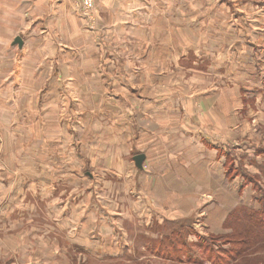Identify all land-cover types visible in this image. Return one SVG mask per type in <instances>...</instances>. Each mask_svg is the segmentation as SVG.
Here are the masks:
<instances>
[{"label": "rangeland", "instance_id": "374dc122", "mask_svg": "<svg viewBox=\"0 0 264 264\" xmlns=\"http://www.w3.org/2000/svg\"><path fill=\"white\" fill-rule=\"evenodd\" d=\"M87 1L89 4L82 11L73 0H69V8L64 1V6L69 10L72 7L79 18V28L87 29L82 32L74 26V30L61 34L63 42L85 41L75 45L77 49L72 57L63 53L60 73L68 78L58 83L53 81L57 73L47 66L46 57L34 45L35 39L29 45V38H34L36 32L18 33L22 13L17 9L18 3L8 2L12 9L7 12L12 16L13 26L0 34V53L17 36H23L31 49L16 52L17 44H14L6 58L0 57V264H25L30 257L33 261L42 253H66L76 264L77 253L120 255L103 261L88 257L86 264H178L174 259L184 260L188 256L193 260L187 264H221L216 257L225 263L226 253L219 254L218 250L229 245L224 237L216 236L228 232L225 221L221 226H207V223H221L227 212L221 200L224 198L230 204L232 201L227 188L222 187L219 202L213 195H203L202 215L188 217L193 222L195 219L203 222L200 226L191 221L143 228L127 219L125 232L119 230L116 235L117 243L93 241L92 248L84 251L71 224L90 212L94 219L100 218L97 215L108 212L104 204L120 203L121 197L126 203L129 200L125 207L131 204L132 195L125 194L131 185L126 170L131 172L135 152L129 143L124 145L122 137L127 135L128 128L121 129L125 107L120 98L125 90L119 79L117 60L122 59L139 91L147 96L167 90L205 92L206 86L217 83L221 90L229 85L235 89L233 84L239 81L250 83L264 69V0H134L131 3L126 0L121 17H110L111 22L108 18L105 22L101 20L96 0ZM105 24L106 40L102 39L110 42L108 50L104 46L100 49L99 39L90 34ZM100 60L104 63L103 70L111 75L108 95L78 96L77 88L96 87V83L75 82V78L69 77L80 73L93 76ZM63 87L75 92L76 97L69 93L73 98L70 101L66 93H60L58 98H53V93L61 92ZM247 91L241 92L242 101L238 95L237 98L217 96L216 107L223 116L228 104L235 100L237 124L241 126L237 138L249 131L254 135L250 137L254 143L262 139L264 143V114L263 118L258 115L262 107L257 105L254 110L247 107L250 100ZM69 104L73 105V111L67 110ZM236 140L235 147L244 145L245 139ZM83 152L88 156H83ZM143 168L149 170L147 164ZM249 175L252 179L244 176L237 181V187L239 183L249 184V189L237 195L240 203L235 209L245 207L258 217L264 208V179L256 171ZM212 204L214 211L206 207ZM171 231L178 234L171 235ZM208 237L213 240L209 242L213 249L209 260L207 244L198 246ZM25 253L29 258L22 257Z\"/></svg>", "mask_w": 264, "mask_h": 264}, {"label": "crops", "instance_id": "0c3cea01", "mask_svg": "<svg viewBox=\"0 0 264 264\" xmlns=\"http://www.w3.org/2000/svg\"><path fill=\"white\" fill-rule=\"evenodd\" d=\"M11 1L18 3L17 9L22 13L18 33L28 35L31 32H36L34 38H29V45L31 46V40L35 39L33 41L34 45L46 57L47 66L57 73V75L54 73L55 79L53 81L56 83L64 82L68 77L60 73L63 72L60 67L61 58L64 59L63 53H68L72 57L77 49L75 45L80 46L85 40L83 42L71 41L67 43L61 41V34L74 30V26L78 30H83L82 32L87 27L79 28V18L74 15L72 7L69 10L66 5L64 6V1H67L69 8V0H0L3 3V8H0V34H3L4 29L13 26L12 16L7 12L10 11L11 6L9 3ZM96 1L99 3L101 20L104 22L110 17H121L124 11L121 9L125 8L126 3V0H121V2L120 0ZM128 1L131 3L134 0ZM65 10H67V13H65ZM108 12L109 15L107 16ZM109 21L111 22L110 19ZM107 27V24H105L95 32H89L91 35L95 34L94 37L99 39L100 49L101 46H104L106 50L111 49L110 42H105L102 39ZM8 31L10 32V30ZM260 34H263V31H260ZM81 36H83V33H81ZM13 38L15 37L8 38L10 40L6 44L7 48L3 49L4 53H0V57L4 55L6 58L8 50L14 48ZM21 39L22 45L20 47L16 46V52H24L29 47L23 36ZM104 39L106 40V37ZM261 48L263 49L262 46ZM29 49L31 48L29 47ZM115 55L118 56L116 53ZM42 59L44 60V58ZM102 62L103 60L97 62V72L93 76L88 75V73H80L81 75L69 77L71 80L75 78V82L77 80L84 82L93 80L96 83V87L83 86L77 88L79 89L78 96L102 98L108 95V91L112 87L109 86L111 75L103 70L101 65L104 63ZM117 65H120L118 75L125 90L124 95H121L123 97L120 98L123 103L122 107H125L122 110L121 129L122 127L128 128V130H126L127 128L124 129L128 133L122 136L123 142H125L124 145L129 143L128 146L135 152L131 158L133 163L131 172L129 169H125L130 174L129 178L131 179V185L125 193L126 195H132L131 204H129L130 207H125L129 200H126V203L124 198L121 197L120 203L104 204V209L108 212H101L102 216L97 215L100 218L94 219L93 214L90 212L82 219L73 221L71 226L74 228V233L79 236V240L82 241L84 251L92 248L93 241L96 244L103 243V241L117 243L116 235L119 230L121 233L125 232L123 227L127 219H132L137 227L149 228L155 224L161 225L166 221H180L188 217L201 216V211L204 209L202 208L204 202L201 201L203 195H213V199L215 197L216 201L219 202L223 187L228 189V193L232 194L231 204L222 198L223 209L225 203L227 212H225L221 223H207V226L208 224L210 226L220 224L221 226L227 214L240 203L236 200L237 195L249 189V184L239 183L237 187V181L241 177L234 172L231 173L230 165H228L229 161L233 163L232 171H235L238 164L241 163L246 173L253 174L256 171L257 174L259 172L257 166L264 162V143L263 139L261 142L254 143L253 139H250L251 135H254L250 134L249 131L246 132V135H240V138H237L239 135L237 129L241 126L237 124L235 100L230 103L231 105L228 104L225 115L222 116L216 107L218 103H215V98L217 99V96L222 95L227 98L230 96H232L231 98L242 97L244 100L241 92L248 90L247 92L250 91V105L247 103V107L249 106L254 110L259 107L257 105H260L262 108H260L258 115L263 118L264 69L263 73L259 72V76L257 75L250 83L245 81L235 82L233 84L235 89L229 85L227 89L221 90L219 83H217L206 86L205 92L167 90L162 94L155 93L147 96L139 91L133 75L124 67L121 58L117 60ZM48 77V80H50L51 76ZM59 91L56 90L53 93V98H58L60 93H66L69 100L76 97L75 92L68 88L64 89L63 87L62 91ZM220 91H223V93H219ZM69 93L73 96L71 97ZM236 95L238 96L236 97ZM14 96L18 95L14 94ZM11 97H13L12 94ZM126 98L128 101H126ZM257 98L259 99L257 100ZM67 110L73 111V105L69 104ZM246 121L249 122L250 120L247 119ZM236 139L241 141L245 139L242 141L244 145L235 147L234 142L237 141ZM138 154L144 155L141 169L136 168L133 162V157ZM123 155L126 157L125 153ZM68 156H72V154H68ZM83 156H88V154L83 152ZM143 164H147L149 170H144ZM85 174L88 179L92 180L93 177L89 173L85 172ZM115 176L119 177L116 173ZM115 192L120 193L119 191ZM210 202L213 203V200ZM206 207L212 211L215 210L212 209L213 204ZM137 217L141 218L142 221L138 222ZM193 223L194 225H203V222L201 223L197 219ZM42 254L41 257H35L33 261H30V257L25 264H76L75 260L70 261L71 257L69 258L66 253ZM92 256L101 258L102 260L99 261H103L106 258L117 259L120 255L118 256V253H77L75 258L77 264L81 262L86 264V259ZM22 257L29 258L27 253ZM19 264H22V262Z\"/></svg>", "mask_w": 264, "mask_h": 264}, {"label": "trees", "instance_id": "16d2710c", "mask_svg": "<svg viewBox=\"0 0 264 264\" xmlns=\"http://www.w3.org/2000/svg\"><path fill=\"white\" fill-rule=\"evenodd\" d=\"M230 171L231 173L234 172L239 175L241 178L248 176L252 179L248 173L242 168V164L239 163L235 171L231 170L233 166L232 161H229ZM259 170V174L262 175L264 179V162L257 166ZM256 181V180H255ZM253 212V211H251ZM247 211V208L243 207L238 210L234 209L224 220L225 227L228 229V232L222 235H216L220 237H224L226 240V244L229 245L228 248L218 250V253H226V262L222 263L220 257H216V260L221 264H264V208L263 214H256L254 212L251 213ZM191 219H185L180 221H166L163 224L167 225H182L183 223L191 222ZM189 228V227H187ZM172 234H178V232L171 231L169 232ZM211 236V235H210ZM215 236V237H216ZM211 238L202 239L198 246H202L203 244H207L208 251H207V259L209 260L212 255V247H209ZM184 243V242H183ZM206 248V247H204ZM162 254V253H157ZM163 259H166L165 256L160 255ZM178 264H187L190 262V256L188 259L182 260V258L174 259ZM186 260V261H185ZM185 261V262H184ZM191 263V262H190Z\"/></svg>", "mask_w": 264, "mask_h": 264}, {"label": "water", "instance_id": "95a60500", "mask_svg": "<svg viewBox=\"0 0 264 264\" xmlns=\"http://www.w3.org/2000/svg\"><path fill=\"white\" fill-rule=\"evenodd\" d=\"M13 44H17L19 47L22 45V39L20 37H15L13 40ZM144 160V155L143 154H138L133 157V162L136 166V168L141 169L142 168V163Z\"/></svg>", "mask_w": 264, "mask_h": 264}, {"label": "built area", "instance_id": "2783aa9c", "mask_svg": "<svg viewBox=\"0 0 264 264\" xmlns=\"http://www.w3.org/2000/svg\"><path fill=\"white\" fill-rule=\"evenodd\" d=\"M77 5H79V11H82L83 7L87 6L89 2L87 0H73Z\"/></svg>", "mask_w": 264, "mask_h": 264}]
</instances>
